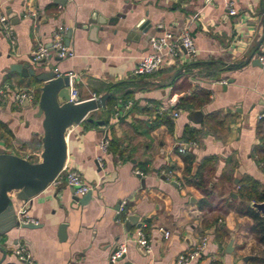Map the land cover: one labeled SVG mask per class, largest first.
Returning <instances> with one entry per match:
<instances>
[{
	"label": "crops",
	"instance_id": "crops-1",
	"mask_svg": "<svg viewBox=\"0 0 264 264\" xmlns=\"http://www.w3.org/2000/svg\"><path fill=\"white\" fill-rule=\"evenodd\" d=\"M230 4L235 16L228 15ZM263 9L264 0H0V19L7 18L14 34L12 42L0 24V150L28 161L39 156L36 76L49 67L79 77V101L105 94L113 100L110 113L106 107L90 113L102 119L98 124L86 119L67 136L65 167L92 187L91 199L80 205L75 198L82 197L62 183L14 202L38 227H16L0 237V264H22L13 253L18 244L34 264H112L111 252L138 229L150 252L127 241L124 258L114 264H174L204 238L192 264H257L264 248L251 233L252 219L238 209L249 205L239 197L244 180L264 189V119H257L264 112V71L252 65L264 49ZM104 19L112 22L86 31L90 21ZM59 29L64 41L71 31L75 56L32 62V52L49 46ZM184 31L197 49L193 60L183 52L152 75L132 76L151 37ZM17 64L36 69V76L11 71ZM16 91L32 93L34 102L16 103ZM185 97L194 98L193 110L179 106ZM191 112L201 118L193 121ZM185 129L198 132L197 140H184ZM113 137L119 143L110 151ZM187 155L194 169L212 161L204 170L206 194L185 182ZM129 217H136L135 225L126 231Z\"/></svg>",
	"mask_w": 264,
	"mask_h": 264
},
{
	"label": "water",
	"instance_id": "water-1",
	"mask_svg": "<svg viewBox=\"0 0 264 264\" xmlns=\"http://www.w3.org/2000/svg\"><path fill=\"white\" fill-rule=\"evenodd\" d=\"M65 0H55L61 4ZM264 14V9H263ZM111 20H93L89 22L86 31L97 32L101 26L107 25ZM140 31H146V27L139 25ZM71 31H68L65 44L69 45ZM262 53L257 52V57ZM41 61L38 64H43ZM252 65L264 71V67L258 59L252 61ZM11 71L24 77L36 76V69L28 65H13ZM41 84L37 100L36 116L41 118L42 133L38 135L41 150L36 162H30L13 153L0 150V237L11 229L22 227L32 229L38 227L35 224H19L16 216L14 202H29L34 197L45 191L64 169L67 162V136L75 127L84 122L90 113L103 110L110 94L84 101L70 100V79L68 76H58L57 72L48 68V71L36 76ZM27 104V102H26ZM264 113V112H263ZM190 118L197 122L201 118L200 112H191ZM91 199V192L82 198H75L80 205L86 204ZM251 207L264 218V203H251ZM119 206L116 207L118 210ZM136 217H129L125 222L126 231H130L135 225ZM139 226V225H137ZM59 239H65V225L59 228ZM233 241L227 245L226 252H232Z\"/></svg>",
	"mask_w": 264,
	"mask_h": 264
},
{
	"label": "built area",
	"instance_id": "built-area-1",
	"mask_svg": "<svg viewBox=\"0 0 264 264\" xmlns=\"http://www.w3.org/2000/svg\"><path fill=\"white\" fill-rule=\"evenodd\" d=\"M53 1V0H52ZM228 15L235 16L237 14L236 10L232 5H228ZM31 17H35L34 13H30ZM0 24L5 37L9 38L12 42L14 41L13 29L6 17H1ZM150 50L145 54L137 65L132 70V76L142 77L152 75L158 72L165 64L167 60H175L181 53H185L188 59L193 60L197 55V49L194 41L187 31L182 32L179 36L173 35L171 33H164L158 37H151L149 40ZM262 55L258 57L259 63L264 67V49L261 51ZM32 62L38 64L41 61H46L50 58H56L59 60L71 59L75 56L74 51L69 48L64 41L62 30L59 29L55 31L52 35V39L49 46L38 45L32 54ZM58 76H68L70 79V100L78 101L77 98V88L76 82H79V77L75 74H65ZM0 96H4L3 91H0ZM14 100L18 104L28 103L32 104L34 102V96L30 92L16 91L13 94ZM96 98V97H93ZM118 116V114H116ZM174 117H177V113H174ZM258 120L264 119V113L257 115ZM103 147L107 144L104 142ZM179 152H183L180 147ZM264 167V163L261 164ZM137 174H140L137 172ZM141 175V174H140ZM62 183H66L68 187H71L74 194L77 197H83L87 193L92 192V187L89 186L80 173L74 169L66 168L58 174V176L53 180L50 186H58ZM122 211V207H119L118 213ZM17 220L19 224H36L33 221L28 220L25 217V210L23 207L16 212ZM168 236V233H165ZM127 241L134 243L139 250L144 253L150 252V247L147 245L146 237L142 229H138L135 234L128 240L120 243L111 252L109 256V261L114 264L119 260L123 259L127 252ZM206 246V239H201L200 243L190 249L187 252L180 254L175 260L174 264H192L193 261L198 259ZM13 253L17 260L22 264H34L33 258L30 252L22 245L18 244Z\"/></svg>",
	"mask_w": 264,
	"mask_h": 264
},
{
	"label": "trees",
	"instance_id": "trees-1",
	"mask_svg": "<svg viewBox=\"0 0 264 264\" xmlns=\"http://www.w3.org/2000/svg\"><path fill=\"white\" fill-rule=\"evenodd\" d=\"M208 96V95H207ZM112 96H110L106 101V110L107 113H110L113 107ZM193 97H185L180 100L179 106L183 108L185 111L193 110ZM208 101V97L203 99L202 103H206ZM197 103V102H196ZM93 120V122H92ZM102 120V119H101ZM101 120L94 119L93 115H89L86 122H92L93 124H98ZM108 121L105 120L104 124H107ZM168 126H171V122L167 123ZM197 136H199L198 132H195L190 129H185L183 137L186 141H196ZM119 140L116 138H111L109 140L108 150L115 151V148L118 146ZM189 160L185 161V170H184V179L185 182L196 189L202 191L206 194V181L204 170L205 168L212 162L210 159L203 161L199 167L194 169V163L190 155H187ZM239 197L242 201L249 202V205H240L238 211L249 218L252 219L253 225L251 227V233L254 235L256 241L260 246L264 248V218L260 212L253 209L251 207V203H264V189L260 187L256 182L251 180H244L239 190ZM257 264H264V252L261 254L259 258L256 259Z\"/></svg>",
	"mask_w": 264,
	"mask_h": 264
},
{
	"label": "rangeland",
	"instance_id": "rangeland-1",
	"mask_svg": "<svg viewBox=\"0 0 264 264\" xmlns=\"http://www.w3.org/2000/svg\"><path fill=\"white\" fill-rule=\"evenodd\" d=\"M37 159H38V155H31L30 156V162H36L37 161Z\"/></svg>",
	"mask_w": 264,
	"mask_h": 264
}]
</instances>
